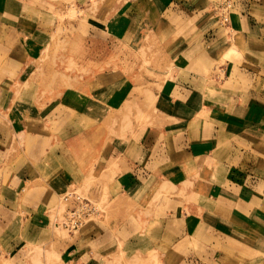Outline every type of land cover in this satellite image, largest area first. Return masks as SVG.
I'll list each match as a JSON object with an SVG mask.
<instances>
[{
	"label": "crops",
	"instance_id": "crops-1",
	"mask_svg": "<svg viewBox=\"0 0 264 264\" xmlns=\"http://www.w3.org/2000/svg\"><path fill=\"white\" fill-rule=\"evenodd\" d=\"M220 2L122 0L104 20L94 17L93 30L108 35L106 28L117 19L126 29L140 24L142 6L150 3L167 27L160 42L166 52L175 55L177 50L179 56H170L173 77L156 96L152 125L132 137L121 132L107 138L91 149L93 160L84 171L73 156L74 139L92 133L63 128L51 133L48 124L57 122L62 106L24 115L23 126L11 117L12 109L8 117L0 114V229L8 228L3 233L11 234L18 215L44 224L48 203L79 186L90 185V195L99 199L106 187L136 196L144 187L159 185L168 194L151 211L152 236L142 242L127 239L128 249L142 258L145 250L158 252L161 264H264V0H235L230 30L238 37L239 53L227 49L232 58L221 65L229 45L217 14L211 13ZM27 7L28 1L0 0V42L12 48L11 58L33 61L50 44L53 24L35 30V20L24 19L17 26L18 12ZM210 89L216 90L211 97ZM17 139L26 145L18 155ZM123 231L131 237L138 233L126 226ZM92 235L81 234L74 244L68 253L73 263L102 264L112 253L111 229L102 241ZM19 247L11 243L2 248L12 256L11 250L19 252Z\"/></svg>",
	"mask_w": 264,
	"mask_h": 264
},
{
	"label": "rangeland",
	"instance_id": "rangeland-1",
	"mask_svg": "<svg viewBox=\"0 0 264 264\" xmlns=\"http://www.w3.org/2000/svg\"><path fill=\"white\" fill-rule=\"evenodd\" d=\"M24 1H28V7L18 12L21 21L16 22L17 26L24 19L29 22L35 20V30L52 23L48 34L51 42L41 51L43 55L33 61L21 60L19 56L18 59L11 58L12 48L0 42V86L5 89L0 90V114L6 117L15 113L11 117L18 119L23 126L24 115L62 106L57 108V122L48 124L51 133H58L62 128L80 134L92 133L74 139L77 151L73 156L84 171L93 160L89 155L91 149L98 148L107 138L114 139L121 132L123 136L132 137L143 127L152 125L151 120L158 113L156 96L173 77L169 71L173 65L170 56L174 52H166L165 44L160 42V35L162 38L167 35V27L163 25L165 20L156 16L150 3L143 4L145 17L140 24L134 22L126 29L119 25L117 19L113 26L106 28L110 30L107 35L93 30L94 17L104 20L105 16L111 15L109 10L118 8L122 0H42L45 5H41L40 0ZM100 4L103 7L101 11ZM39 6L43 8L40 10ZM211 13L219 16L220 11L216 7ZM217 21L225 34V43L229 45L222 51L221 65L232 58L226 55L227 49L233 51L230 54L238 55L239 42L236 33L230 30L231 18L228 24H223L220 18ZM100 29L104 31L103 26ZM28 30L31 31L30 28ZM179 36L177 34L175 40ZM178 54L176 50L174 56ZM23 71L26 73L22 74ZM215 91L210 89V97ZM73 102L80 104V109H72L70 105ZM23 149L26 150L24 140L17 139L15 154L23 153ZM73 156L67 154V159L71 161ZM74 190L98 204L99 215L76 234L56 227L57 208L62 195L56 197L55 202L48 203L44 224L27 221L24 215H18L14 226L9 229L11 234L3 233L7 226L0 229V264H75L68 253L81 234L86 236L91 232L92 237L102 241L109 229L115 243L112 253L102 258V264H161L156 257L158 252L145 250L147 256L142 258L124 243L127 239L142 242L152 236L151 211L157 200L168 194L167 188L159 185L144 187L143 192L135 196V193L123 192L117 186L106 187L105 194H101L99 199L90 195L91 186L88 184ZM125 226L138 232L137 235H123ZM139 232L144 233L139 235ZM11 243L19 245L21 250H11L13 255L8 256L2 247ZM99 255L103 257L102 253Z\"/></svg>",
	"mask_w": 264,
	"mask_h": 264
},
{
	"label": "built area",
	"instance_id": "built-area-1",
	"mask_svg": "<svg viewBox=\"0 0 264 264\" xmlns=\"http://www.w3.org/2000/svg\"><path fill=\"white\" fill-rule=\"evenodd\" d=\"M235 9V0H221L218 10V18L223 24H228L231 18V12ZM63 201L66 203L65 217L58 221L63 229L70 234H76L85 226L87 222L98 216L100 208L98 204L88 199L77 190L67 191L63 195Z\"/></svg>",
	"mask_w": 264,
	"mask_h": 264
},
{
	"label": "bare ground",
	"instance_id": "bare-ground-1",
	"mask_svg": "<svg viewBox=\"0 0 264 264\" xmlns=\"http://www.w3.org/2000/svg\"><path fill=\"white\" fill-rule=\"evenodd\" d=\"M78 192V191H77ZM78 193H80V192H78ZM82 194V193H81ZM83 195V194H82ZM65 202L63 201V196H62V198H61V200H60V204H59V206H58V208H57V212H58V215H57V217H56V220H55V225H56V227H58V228H61V229H63L60 225H58V221H60V220H63L64 219V217H65V215H64V213H65V210H66V206H65ZM65 230V229H64Z\"/></svg>",
	"mask_w": 264,
	"mask_h": 264
}]
</instances>
